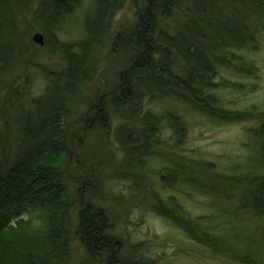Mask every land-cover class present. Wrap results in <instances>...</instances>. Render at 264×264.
I'll use <instances>...</instances> for the list:
<instances>
[{
  "label": "trees",
  "instance_id": "trees-1",
  "mask_svg": "<svg viewBox=\"0 0 264 264\" xmlns=\"http://www.w3.org/2000/svg\"><path fill=\"white\" fill-rule=\"evenodd\" d=\"M78 1L0 0V264H150L142 243L117 240L115 217L138 206L140 197L189 237L200 238L198 221L172 199L160 202L139 186L162 118L175 134L184 126L179 116L143 112L142 102L179 100L221 122H239L243 115L217 106L215 79L219 69L252 71L235 52L256 46L264 0H95L83 20V38L61 43L56 31ZM127 4L134 8L133 23L117 29L113 22ZM34 32L44 36L43 46L30 39ZM46 50L60 59L59 71L40 68ZM35 69L49 80L37 98L30 97L29 72ZM249 132L258 173L227 180L214 164L202 162L174 185L209 197L234 187L240 213L264 225V120ZM89 169L120 176L134 196L109 201ZM32 209L39 212L38 233L17 232ZM260 231L259 244L264 226ZM204 240L212 249H235L230 240H222L225 246ZM242 256L235 259L258 264Z\"/></svg>",
  "mask_w": 264,
  "mask_h": 264
},
{
  "label": "rangeland",
  "instance_id": "rangeland-1",
  "mask_svg": "<svg viewBox=\"0 0 264 264\" xmlns=\"http://www.w3.org/2000/svg\"><path fill=\"white\" fill-rule=\"evenodd\" d=\"M94 1H78L74 13L56 31V37L61 43L73 44L83 38V20ZM133 18L134 8L127 4L115 18L113 26L117 29L129 27ZM36 33L40 32L32 33L30 39ZM256 39V46L235 52L240 62L252 69L249 75L234 69H219L215 79L218 83L214 89V95L219 99L217 106L243 114L239 122H221L193 110L190 105L179 100L145 99L142 102L143 112H150L156 118L172 114L179 116L184 126L182 133L175 134L168 121L162 118L163 122L158 126L150 146L151 157L144 162V176L139 186L149 190L145 192L154 193L160 202L168 203L172 199V202L178 204L183 215L198 221L196 234L200 237H189L184 230L156 214L152 208L153 201L140 197L138 206L133 204L124 207L122 216L115 217L118 219L117 240H127L130 244L142 243L143 249H146L143 254L149 258L150 264H241L235 257H244L242 255H249L258 264H264V242L259 244L258 238L264 225L253 224L248 221V216L240 213L238 189L233 191L234 187H227L230 192L227 188L225 193L220 191L224 193L223 197H209L193 187L178 183L174 185L186 178L187 170L199 167L197 164L202 162L214 164L215 171L228 177L227 180L232 178L235 181L241 175L259 172L255 163L254 140L249 130L257 128L261 118L264 120V27ZM106 49L107 45L104 51ZM45 53L47 57L43 59L40 68L43 66L46 73L59 71L58 56H52L48 50ZM240 62L235 64L240 65ZM43 70L29 72L30 97L37 98L44 94L49 80ZM219 83H222V87ZM230 85L236 89H231ZM79 112L83 117L86 114L83 109ZM116 125H113L112 130ZM81 163L84 165L85 161ZM176 169L178 172H175ZM88 173L93 178L99 177L106 192L105 198L110 197L109 201H114V196H134L130 190L131 184L113 172L94 174L89 169ZM136 182L137 177L132 184ZM23 218L17 232L30 228L38 233L39 212L35 209L26 210ZM204 238L212 244L221 241L223 246L224 242H232L235 249L230 252L217 249L223 252L217 254L216 249L204 244Z\"/></svg>",
  "mask_w": 264,
  "mask_h": 264
},
{
  "label": "water",
  "instance_id": "water-1",
  "mask_svg": "<svg viewBox=\"0 0 264 264\" xmlns=\"http://www.w3.org/2000/svg\"><path fill=\"white\" fill-rule=\"evenodd\" d=\"M63 1V0H60ZM32 42L37 46H43L44 45V37L41 33H37L32 37Z\"/></svg>",
  "mask_w": 264,
  "mask_h": 264
}]
</instances>
